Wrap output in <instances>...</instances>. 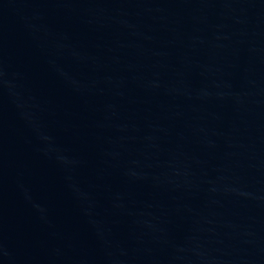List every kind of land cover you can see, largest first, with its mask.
<instances>
[{
    "label": "water",
    "instance_id": "water-1",
    "mask_svg": "<svg viewBox=\"0 0 264 264\" xmlns=\"http://www.w3.org/2000/svg\"><path fill=\"white\" fill-rule=\"evenodd\" d=\"M0 264H264V0H0Z\"/></svg>",
    "mask_w": 264,
    "mask_h": 264
}]
</instances>
